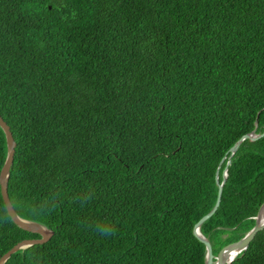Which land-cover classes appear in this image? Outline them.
<instances>
[{"label":"trees","instance_id":"16d2710c","mask_svg":"<svg viewBox=\"0 0 264 264\" xmlns=\"http://www.w3.org/2000/svg\"><path fill=\"white\" fill-rule=\"evenodd\" d=\"M0 117L12 208L53 233L4 264H204L215 173L264 131V0H0ZM263 203L264 137L200 227L214 255ZM25 239L0 194V257ZM231 264H264V229Z\"/></svg>","mask_w":264,"mask_h":264},{"label":"water","instance_id":"95a60500","mask_svg":"<svg viewBox=\"0 0 264 264\" xmlns=\"http://www.w3.org/2000/svg\"><path fill=\"white\" fill-rule=\"evenodd\" d=\"M0 128L5 137V143L7 149L6 158L2 166V169L0 171V194L4 207L11 221L18 228L39 235V239H25L20 241L14 247H12L8 252L2 255L0 257V264H4L9 259L11 254H13L14 252L25 249L29 246L44 244L51 238L53 233L37 223L26 221L19 218L16 215L15 211L13 210L7 194V179H8L9 168L13 160L15 143L8 126L2 120L1 117H0ZM256 129H257V121H255L254 123V129L251 132L241 136L227 151L226 153L227 162L220 175V178L218 175V170L215 173V183L217 185V195H216L215 204L213 208L207 214L201 217L199 221L193 226V230H192L193 235L205 247L204 264H231L232 261L236 258V256L241 252H243L248 247V245L254 239L256 234L264 229V220L259 219L260 210L264 205L263 203L259 208L256 217L254 218L255 220L254 226L247 233H245V235L242 238H240L235 242L223 246L215 255L212 253L211 245L208 239L203 237L200 233L201 225L215 213V211L217 210L220 204L223 187L227 178L228 167L231 163V159L233 155L235 154V152L237 151V149L239 148V146L243 141L248 140L250 142H255L264 137V131L261 133H257ZM223 160L224 158L221 160L220 164L223 162Z\"/></svg>","mask_w":264,"mask_h":264},{"label":"bare ground","instance_id":"6f19581e","mask_svg":"<svg viewBox=\"0 0 264 264\" xmlns=\"http://www.w3.org/2000/svg\"><path fill=\"white\" fill-rule=\"evenodd\" d=\"M259 219L264 220V205L262 206V208L260 210Z\"/></svg>","mask_w":264,"mask_h":264},{"label":"clouds","instance_id":"9594fccd","mask_svg":"<svg viewBox=\"0 0 264 264\" xmlns=\"http://www.w3.org/2000/svg\"><path fill=\"white\" fill-rule=\"evenodd\" d=\"M102 231H107V229H102Z\"/></svg>","mask_w":264,"mask_h":264}]
</instances>
